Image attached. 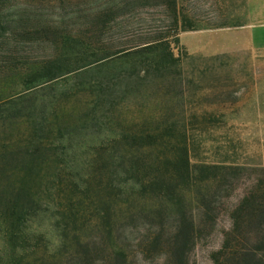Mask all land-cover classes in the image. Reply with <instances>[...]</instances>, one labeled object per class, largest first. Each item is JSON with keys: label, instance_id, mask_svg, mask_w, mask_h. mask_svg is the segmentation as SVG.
I'll use <instances>...</instances> for the list:
<instances>
[{"label": "trees", "instance_id": "16d2710c", "mask_svg": "<svg viewBox=\"0 0 264 264\" xmlns=\"http://www.w3.org/2000/svg\"><path fill=\"white\" fill-rule=\"evenodd\" d=\"M76 1L47 0L60 15L31 23L26 16L34 4L25 2L14 17L6 14L9 0H0V140L7 142L0 146V263L63 262L82 249L87 264H130L117 233L128 221L150 217L156 224L142 246L154 252L164 239L166 264H185L201 214L210 217L208 192L255 174L214 262L264 264V167L193 164L186 129L150 132L119 123L135 113L126 112L132 96L180 70L174 49L180 32L193 27L181 23L177 0H157L172 33L138 34L118 28L131 0ZM40 49L45 54H34ZM44 215L55 221L60 241L47 257L39 255L47 250L37 224ZM167 216L175 222L169 231ZM92 251L107 257L91 259Z\"/></svg>", "mask_w": 264, "mask_h": 264}, {"label": "rangeland", "instance_id": "374dc122", "mask_svg": "<svg viewBox=\"0 0 264 264\" xmlns=\"http://www.w3.org/2000/svg\"><path fill=\"white\" fill-rule=\"evenodd\" d=\"M111 1L119 4L123 0ZM25 2L35 5L26 16L31 23L33 18L45 16L54 21L60 15L47 0H9L13 6L6 14L21 15ZM106 3L107 0H99L98 5ZM177 7L181 23L193 27L180 32L179 48L174 49L175 55L181 56L180 70L152 81L141 96H132L126 112L135 113L123 117L119 123L126 119L128 123L123 125L150 132L166 126L186 129L193 164L228 162L264 167V0H177ZM130 8L127 20L119 21L118 28L124 27L130 34L159 29L172 33V19L157 0H131ZM250 22L256 26L241 28ZM34 54H45V50H35ZM206 69L211 71L205 73ZM3 143L7 142L0 140V146ZM243 178L237 182L226 180L208 192L209 201H214L210 217L205 216L204 220L201 214L202 230L185 264H215V254L232 227V211L259 176L246 174ZM195 213L200 215L199 210ZM49 218L44 215L37 223L45 233L47 246L39 255L46 257L54 255L60 244L55 221ZM212 218L216 219L214 225L209 221ZM174 223L167 216L165 230L169 231ZM151 224H156L152 218L142 217L128 221L117 233V243L130 254V264H166L169 254L166 240L154 252H147L142 246ZM88 235L98 236L94 230ZM168 235L165 233V238ZM80 252L63 262L47 260L43 264H87L84 250ZM90 257L98 260L106 258L107 253L92 251Z\"/></svg>", "mask_w": 264, "mask_h": 264}, {"label": "crops", "instance_id": "0c3cea01", "mask_svg": "<svg viewBox=\"0 0 264 264\" xmlns=\"http://www.w3.org/2000/svg\"><path fill=\"white\" fill-rule=\"evenodd\" d=\"M256 25H255V22H250L249 24H247V25H245L244 27H241V28H243V30H247V28H254ZM240 32H242L241 30H240Z\"/></svg>", "mask_w": 264, "mask_h": 264}]
</instances>
